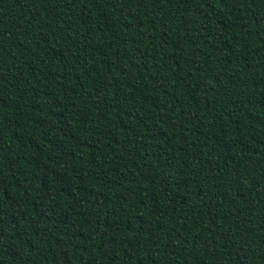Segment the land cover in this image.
<instances>
[{
  "label": "trees",
  "instance_id": "obj_1",
  "mask_svg": "<svg viewBox=\"0 0 264 264\" xmlns=\"http://www.w3.org/2000/svg\"><path fill=\"white\" fill-rule=\"evenodd\" d=\"M0 264H264V0H0Z\"/></svg>",
  "mask_w": 264,
  "mask_h": 264
}]
</instances>
